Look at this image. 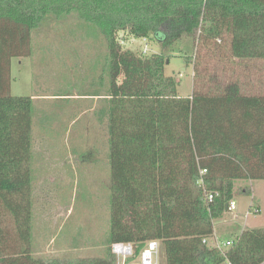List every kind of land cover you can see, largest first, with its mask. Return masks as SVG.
Masks as SVG:
<instances>
[{
  "label": "trees",
  "instance_id": "trees-1",
  "mask_svg": "<svg viewBox=\"0 0 264 264\" xmlns=\"http://www.w3.org/2000/svg\"><path fill=\"white\" fill-rule=\"evenodd\" d=\"M72 12L107 40L110 98L100 114L112 192L106 256L65 262L31 250L33 100L11 94V66L31 54L47 16ZM124 31L160 34L164 46L189 38L194 71L226 46L241 62L264 60V0H0V210L13 225L0 223V264H117L114 243H132L136 258L150 241L161 243L166 264H264V228L245 229L226 255L214 243L235 182L264 180V96L229 86L184 97L166 75L170 56L124 49Z\"/></svg>",
  "mask_w": 264,
  "mask_h": 264
},
{
  "label": "rangeland",
  "instance_id": "rangeland-1",
  "mask_svg": "<svg viewBox=\"0 0 264 264\" xmlns=\"http://www.w3.org/2000/svg\"><path fill=\"white\" fill-rule=\"evenodd\" d=\"M118 37L124 49L138 55L146 49L145 56H170L166 75L179 82L184 97L229 86L243 95L264 96V60L241 62L226 46L206 54L194 71L195 46L187 37L170 46L163 45L160 34L143 39L124 31ZM108 62L105 36L74 12L47 16L33 32L31 54L12 59L11 94L33 100L31 250L37 258L67 262L106 256L112 192L109 137L96 114L77 106L74 95L100 87L99 76L107 87ZM88 104L83 105L86 110ZM234 201L242 215L225 213L214 222L215 231L233 235L230 219L239 224L238 231L264 228V180L236 181ZM252 205L260 212L247 216ZM6 225L13 232L12 223ZM160 264H166L163 252Z\"/></svg>",
  "mask_w": 264,
  "mask_h": 264
},
{
  "label": "built area",
  "instance_id": "built-area-1",
  "mask_svg": "<svg viewBox=\"0 0 264 264\" xmlns=\"http://www.w3.org/2000/svg\"><path fill=\"white\" fill-rule=\"evenodd\" d=\"M147 50L145 49L144 53ZM207 174V170L201 171V176ZM200 183L203 185V179L200 180ZM215 197L214 193H206V198L209 202L213 201ZM237 211V204L233 200L229 207L228 212L233 213ZM258 214L260 212V208L258 206H251L250 212L247 213L249 216L250 213ZM236 242V239H227V240H220L218 237L215 236L214 243L216 248L223 254L226 255V252L229 248H231ZM206 243V241H204ZM112 253L116 256V259L119 261L118 264H160L161 258V243L159 241H150L146 244L145 248L141 252L138 257L135 256V247L132 243H114L111 247ZM133 258L131 262L129 259ZM226 264H231L227 262Z\"/></svg>",
  "mask_w": 264,
  "mask_h": 264
},
{
  "label": "crops",
  "instance_id": "crops-1",
  "mask_svg": "<svg viewBox=\"0 0 264 264\" xmlns=\"http://www.w3.org/2000/svg\"><path fill=\"white\" fill-rule=\"evenodd\" d=\"M100 78H101V76H99V78H98L99 79V82H98L99 86H100ZM97 90H100V92L99 93L96 92ZM74 98H75L74 100H76L78 102L77 106L81 107L83 112L87 111V112H92L94 115L96 114V118H97L99 125L103 126L106 129V132L108 134L107 120H106V118L104 120H102V116L100 114L102 109L106 106L107 99L110 98L109 96H107V93H106V81L104 80V87L102 88V90H101V87H97L93 91H91V93L74 95ZM86 102L89 103L88 104V110H86L83 107L84 103H86ZM249 191L251 192V190H249ZM253 197H255V196L253 195ZM232 215H234V214H232ZM235 215L241 216L242 213H240L237 209V212L235 213ZM1 221H3L4 224H6V221L12 223L11 216L5 214L4 212L1 213V210H0V223H1ZM237 221L239 222V220H237ZM227 224H228V232L235 231V233L233 234L234 236L241 234L245 230V229H243V230L241 229L238 231L240 226L238 223L235 224L233 219H230V221H228ZM233 235H232V233L229 235L228 234L224 235L223 233L219 234L217 231H215V236L218 237L220 240H227L231 236L233 237Z\"/></svg>",
  "mask_w": 264,
  "mask_h": 264
}]
</instances>
